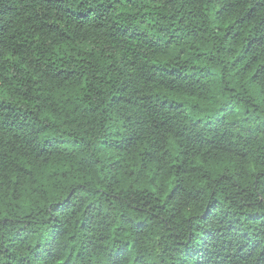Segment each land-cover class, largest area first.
<instances>
[{
	"label": "trees",
	"instance_id": "obj_1",
	"mask_svg": "<svg viewBox=\"0 0 264 264\" xmlns=\"http://www.w3.org/2000/svg\"><path fill=\"white\" fill-rule=\"evenodd\" d=\"M0 264H264V0H0Z\"/></svg>",
	"mask_w": 264,
	"mask_h": 264
}]
</instances>
